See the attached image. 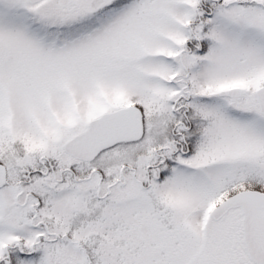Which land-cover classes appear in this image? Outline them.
<instances>
[{
	"label": "snow or ice",
	"instance_id": "6c2138e0",
	"mask_svg": "<svg viewBox=\"0 0 264 264\" xmlns=\"http://www.w3.org/2000/svg\"><path fill=\"white\" fill-rule=\"evenodd\" d=\"M0 264H264V0H0Z\"/></svg>",
	"mask_w": 264,
	"mask_h": 264
}]
</instances>
